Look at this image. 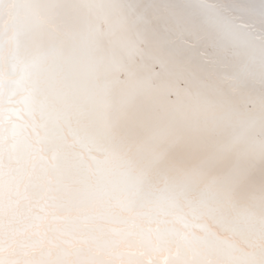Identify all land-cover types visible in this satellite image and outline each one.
<instances>
[{
	"label": "snow or ice",
	"instance_id": "snow-or-ice-1",
	"mask_svg": "<svg viewBox=\"0 0 264 264\" xmlns=\"http://www.w3.org/2000/svg\"><path fill=\"white\" fill-rule=\"evenodd\" d=\"M0 264H264V0H0Z\"/></svg>",
	"mask_w": 264,
	"mask_h": 264
}]
</instances>
